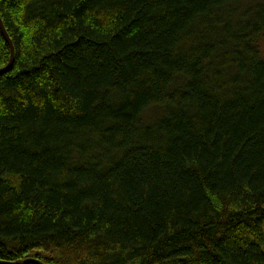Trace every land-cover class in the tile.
Returning <instances> with one entry per match:
<instances>
[{
  "label": "trees",
  "instance_id": "trees-1",
  "mask_svg": "<svg viewBox=\"0 0 264 264\" xmlns=\"http://www.w3.org/2000/svg\"><path fill=\"white\" fill-rule=\"evenodd\" d=\"M0 16V262L264 264V0Z\"/></svg>",
  "mask_w": 264,
  "mask_h": 264
},
{
  "label": "water",
  "instance_id": "water-1",
  "mask_svg": "<svg viewBox=\"0 0 264 264\" xmlns=\"http://www.w3.org/2000/svg\"><path fill=\"white\" fill-rule=\"evenodd\" d=\"M0 30H1V33L4 37V39L7 41L8 45L10 47V51H11L10 63L5 68L0 70V75H3L12 69L14 59H15V48H14L12 40L10 39V37L8 35V32L6 31V28L4 26V23L2 21L1 16H0ZM0 264H43V263L36 260V259H26V260L18 261L15 263H2V262H0Z\"/></svg>",
  "mask_w": 264,
  "mask_h": 264
},
{
  "label": "rangeland",
  "instance_id": "rangeland-1",
  "mask_svg": "<svg viewBox=\"0 0 264 264\" xmlns=\"http://www.w3.org/2000/svg\"><path fill=\"white\" fill-rule=\"evenodd\" d=\"M260 50L262 57L264 58V38L260 41Z\"/></svg>",
  "mask_w": 264,
  "mask_h": 264
},
{
  "label": "bare ground",
  "instance_id": "bare-ground-1",
  "mask_svg": "<svg viewBox=\"0 0 264 264\" xmlns=\"http://www.w3.org/2000/svg\"><path fill=\"white\" fill-rule=\"evenodd\" d=\"M7 42V41H6ZM6 67V66H5ZM3 69V68H2ZM1 70V69H0Z\"/></svg>",
  "mask_w": 264,
  "mask_h": 264
}]
</instances>
